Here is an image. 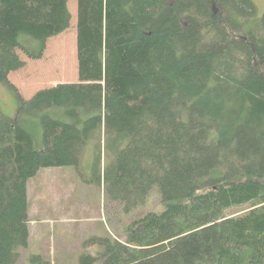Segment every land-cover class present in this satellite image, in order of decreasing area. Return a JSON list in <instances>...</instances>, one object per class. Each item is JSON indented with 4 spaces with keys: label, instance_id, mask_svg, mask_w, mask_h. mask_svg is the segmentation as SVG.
<instances>
[{
    "label": "trees",
    "instance_id": "1",
    "mask_svg": "<svg viewBox=\"0 0 264 264\" xmlns=\"http://www.w3.org/2000/svg\"><path fill=\"white\" fill-rule=\"evenodd\" d=\"M69 1L0 0V82L19 101L0 110V264L29 243V178L92 144L90 181L128 212L158 187L163 209L92 236L79 264H264V14L255 31L252 0H77L80 81L25 98L9 75L69 28Z\"/></svg>",
    "mask_w": 264,
    "mask_h": 264
},
{
    "label": "rangeland",
    "instance_id": "2",
    "mask_svg": "<svg viewBox=\"0 0 264 264\" xmlns=\"http://www.w3.org/2000/svg\"><path fill=\"white\" fill-rule=\"evenodd\" d=\"M256 15L248 26L258 30L264 14V0H252ZM72 14L70 26L63 33L48 40L44 56L31 59L20 51L25 65L9 75L25 98L38 90L60 83L79 82V45L77 33V0L68 3ZM19 101L14 91L0 82V110L4 116L18 114ZM38 147L42 145V130L37 120L24 124ZM94 146L88 145L79 166L43 167L29 178L28 204L30 237L26 247L20 248L16 264H36L32 254H41L51 264H79L83 251L93 253L96 245H86L92 236L124 238L125 229L136 216L148 210L163 209L158 187L150 192L146 203L126 211L125 203L112 201L104 186L95 179ZM245 205L230 209L238 214L249 209Z\"/></svg>",
    "mask_w": 264,
    "mask_h": 264
}]
</instances>
